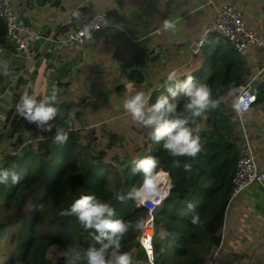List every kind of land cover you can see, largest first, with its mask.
Masks as SVG:
<instances>
[{
  "label": "trees",
  "instance_id": "1",
  "mask_svg": "<svg viewBox=\"0 0 264 264\" xmlns=\"http://www.w3.org/2000/svg\"><path fill=\"white\" fill-rule=\"evenodd\" d=\"M4 41L5 27L0 18V42ZM204 55L205 64L177 78L194 76L197 82L207 84L220 100L230 86L242 83L250 72L245 56L219 34L206 37L193 58ZM141 78L135 80L141 81ZM165 83L149 96L150 104L168 95ZM0 88L2 92L5 87ZM115 90L120 91L122 87L117 86ZM255 91L256 102L264 100V79L256 84ZM15 94L13 106L6 113L9 130L6 135L0 134V141L7 137L12 146V151L6 154L0 151V167L16 171L20 176L16 185H0V205L8 211L6 218L0 221V238L9 228L6 238L12 245L8 264H66L61 255L65 246L76 244L86 249L96 244L95 233L85 230L77 217L60 215L82 195H96L115 210L116 218L126 222L144 219V208L131 209V200L119 199L139 183V173H133L132 164L122 166L119 154H108L113 147L111 142L104 145L108 149H96L90 141L83 143L78 138V130L69 126L67 117L56 124L68 131L66 142L53 143L55 128L36 139L27 138L22 129L34 131V123H28L16 112L21 94ZM175 102L182 110L184 98L179 97ZM60 109L66 113L68 107ZM192 126L199 128L202 150L198 158L191 161L190 173L182 168L183 163L190 162L187 158L172 157L163 149L162 142L153 141L149 134L135 149L141 152L140 157L157 158L158 170L167 171L171 179L170 193L154 214V264H205L221 242L238 151L232 139L235 128L222 102L219 108L196 118ZM131 128L128 126L133 130ZM118 138L115 134L112 139ZM178 163L181 166H177ZM119 165L122 166L120 170ZM159 172L161 179L166 178L163 171ZM195 215L199 216V223L194 225L191 219ZM139 233L130 230L126 234L122 251L128 252L134 262L144 259L148 264L137 240Z\"/></svg>",
  "mask_w": 264,
  "mask_h": 264
},
{
  "label": "crops",
  "instance_id": "2",
  "mask_svg": "<svg viewBox=\"0 0 264 264\" xmlns=\"http://www.w3.org/2000/svg\"><path fill=\"white\" fill-rule=\"evenodd\" d=\"M107 1L113 3V6L101 7V0L13 1L15 11L26 22L39 29L44 37L53 35L59 38L93 14L108 10L109 25L100 29L80 50L58 56L44 53L36 45L30 58H25L15 54L6 41L0 42V63H7L10 68L8 76L0 75V87H39L42 90L44 87L57 86L60 89L58 114L64 112L61 107H68L65 117L69 126L78 130V138L84 142L98 136L100 143L101 139H112L115 134L119 136L118 144L122 143V139L130 140L133 136L146 140L149 129L133 121L123 109L124 98L142 90L149 100V96L166 82L170 72L175 71L178 76L201 67L204 57H191L189 42L213 22L218 5L225 2L234 4L241 11L249 28L264 33V0ZM206 6L213 12H205ZM153 13L156 14L153 17L154 25L149 21ZM194 15L196 21L197 17L201 19L198 21L201 25L196 30H190ZM164 19L175 21V31L163 28ZM164 45H168V48ZM155 48L160 51L151 59V63L140 65L146 69H130L127 74L130 80L119 83L122 75L120 68L125 62L140 53L147 57ZM104 49L106 54L101 56ZM256 54L255 59L242 54L250 64L249 70L258 63ZM179 56H187L188 59L177 63ZM166 57L169 58L165 59ZM137 77H142L141 81L135 80ZM117 86L122 87V90L116 91ZM39 96L41 95H37ZM54 123L58 124L56 120ZM247 123L251 129V143L257 154V165L264 169V100L253 105L248 113ZM102 125L109 127L110 134L105 130L100 131ZM128 126L133 130H129ZM134 126L139 127V135ZM34 131L31 133L34 134ZM141 144L139 141V145ZM238 197L237 205L230 207L232 213L228 216L229 241L222 242V246L228 251L227 261H244L245 264H250L254 253L258 252L261 259L258 264H264V255L260 249L264 243V189L260 184L254 183ZM220 251L223 252L221 248ZM138 262L145 263L144 259Z\"/></svg>",
  "mask_w": 264,
  "mask_h": 264
},
{
  "label": "clouds",
  "instance_id": "3",
  "mask_svg": "<svg viewBox=\"0 0 264 264\" xmlns=\"http://www.w3.org/2000/svg\"><path fill=\"white\" fill-rule=\"evenodd\" d=\"M162 24L166 31L176 29V23L172 19H164ZM9 74V65L0 63V75ZM165 89L168 95L160 96L151 104L142 90L134 95H127L123 100V109L133 121L145 129H151L150 138L157 143L162 142L163 149L172 157L187 158L190 162L183 163L182 168L190 173L193 167L191 161H195L202 150L199 128L192 125L196 118L219 108L221 100L214 96L207 84L197 82L192 75L179 79L175 71L167 75ZM231 89L230 86L229 92ZM59 92L60 89L55 85L39 98L25 91L15 106L18 115L28 123H34L39 130L52 132L55 128L53 143H64L68 139V131L54 123L59 117ZM179 97L185 100L182 110L178 109L175 102ZM232 107L239 113L247 108V102L234 98ZM131 164L134 165L133 173H139V183H135L126 196L120 195L119 199L131 200L137 207L148 202L160 204L168 193L161 187L159 160L146 155L135 158ZM177 166L181 165L178 163ZM19 182L20 176L16 171L0 167V185H16ZM60 215L77 217L85 230L95 233L97 242L86 249L76 244L65 246L61 255L66 264H132L131 255L122 251V240L130 230L145 229L146 222L143 218L134 222L116 218L115 210L94 194L82 195L70 208L61 211ZM191 222L198 224L199 216H193Z\"/></svg>",
  "mask_w": 264,
  "mask_h": 264
},
{
  "label": "built area",
  "instance_id": "4",
  "mask_svg": "<svg viewBox=\"0 0 264 264\" xmlns=\"http://www.w3.org/2000/svg\"><path fill=\"white\" fill-rule=\"evenodd\" d=\"M14 0H0V18L5 27V41L10 45L11 50L25 58H30L34 47L44 53H52L62 56L67 52L77 51L88 41L92 40L95 34L102 28L109 25L110 12L99 11L89 17L85 22L75 29L67 31L59 38L51 36L44 37L39 29L20 16L14 9ZM264 9V6H263ZM211 34H219L227 38L234 49L249 59H255L258 52V63L250 70L245 80L222 95L221 102L229 122L234 126L233 141L238 145L235 170L231 178V190L224 214V224L221 232V242L213 251L205 264H218L217 255L220 252L225 235L227 212L233 201L241 192L248 189L252 184L258 183L264 189V169H260L255 160L251 139L247 133V116L257 101L256 84L264 79V33L251 29L243 20L241 11L232 3H222L217 6L215 17L212 23L205 26L199 36L193 37L189 42V54L191 57L197 55L203 46L204 40ZM234 98H241L247 102V108L241 112L233 109ZM161 172L168 179L161 187L170 193L171 179L167 171ZM167 195V196H168ZM163 201L156 205L151 202L137 207L131 201L129 207L137 210L144 208L146 215L144 220L146 227L140 231L137 240L143 249L148 264H154L153 238H154V214L162 206Z\"/></svg>",
  "mask_w": 264,
  "mask_h": 264
},
{
  "label": "rangeland",
  "instance_id": "5",
  "mask_svg": "<svg viewBox=\"0 0 264 264\" xmlns=\"http://www.w3.org/2000/svg\"><path fill=\"white\" fill-rule=\"evenodd\" d=\"M237 1L239 2V0H237ZM100 6L103 7V8L112 7L113 6V3H111L110 1H107V0H101V5ZM208 11H210L211 13L213 12V10L209 6H206L205 7V12H208ZM215 12H216V10H215ZM153 17H156V14L155 13L151 14L150 17H149V21L152 24H153ZM195 17L196 16L194 15V17H193V21H194L193 22V26H192V28L190 30H196L201 25L198 22L201 19L199 17H197L198 18V21H196L195 20ZM243 20L245 21V19H243ZM245 23H246V21H245ZM105 54H106V49H104L100 53L101 56H103ZM256 56L259 57V55H257V54H256ZM203 57H204L203 64H205V62L207 61V58H206L205 55ZM187 59H188L187 56H179V58L177 60V63H179L181 61H186ZM248 65L250 66V64H248ZM50 88L51 87H44L41 90L39 87H22V88L21 87H5L2 90V92H0V134L6 135V132L9 130V123L6 120V113H7V110L9 109V107H12L13 106V100L15 99V96H16L15 93H16V91H19V93L21 95L25 91H27L30 94H32V95H34V96L37 97V95H39V94L41 96L47 94L48 91L50 90ZM87 88H90V87H87ZM124 124H125V126L127 125V123H124ZM102 126H103V128H102V130L100 129V131L103 132L105 130V132L107 134H110L109 127L107 125H102ZM34 129L36 131V132L34 131V134L31 133V131H26L25 128L22 129V133H25V136H27V138L28 137L29 138H32L33 137L32 134L34 135V137H35V135L41 137V132L42 131L39 130L36 127L35 124H34ZM138 129H139V127H137V133L139 135ZM250 130L251 129L249 128V124L247 123V133H248L249 138L251 139ZM45 133H47V132H45ZM30 134H31V136H29ZM97 137H96V139L94 137L90 142L93 145H95L96 149L106 148V146H104V145L111 142L113 144V147L108 150V154L109 155H112L113 153L119 154V156H120L119 159H120V163H121L122 166H124V165H126L128 163L131 164L132 161L135 158L141 156V152L140 153L137 152V151L135 152V149L138 147L139 141H141V143L143 141H145L144 140L145 138H140L141 139L140 140L137 137L133 136V138H131L130 140L125 139V138L122 139V143L120 142V144H118L117 139H116V142L113 141V139H105V140L101 139L100 140V143H99V141L97 140L98 139ZM35 139H36V137H35ZM132 139H134V140H132ZM40 140H43V138L42 139H39V140L37 139L35 141L38 142ZM86 142H89V141L88 140L85 141V142L83 141V143H86ZM251 142H252V140H251ZM32 144L35 145V142L33 141ZM40 145L43 146V143H41ZM11 149H12V146H11L10 141H9V139L7 137L0 141V151H3L4 154L8 153L9 151H12ZM106 149H108V148H106ZM253 150H254V148H253ZM254 155H256V157H255V160H256L257 154H255V150H254ZM113 163H115V162H113ZM121 165L118 166L119 167V170L122 167ZM242 193H244V191L241 192L240 195ZM237 201H239V197L236 199V201H234L231 204L230 207H232V205H237ZM230 207H229L228 212H227V219H228V216H230L231 213H232V209ZM7 215H8L7 209L1 204L0 205V221H3L6 218ZM229 223H230V220L228 219L227 222H226V229H225L226 232H225V235H224V238H223V240L225 242L226 241H229V239H228V232L230 230L229 229ZM8 231H9V228H7L5 230V234H3V236L0 238V264H8V261H7L9 259V256L8 255H9L10 251L12 250V245L7 242V238H6V236L8 235ZM260 249H261V252L264 255V243L261 244ZM221 250L223 252L221 253V251H220L219 254L217 255V262H218V264H245L244 261L241 262V263H238V262H236V263H233V262L229 263L227 261V257H228L227 248L225 246H222L221 247ZM257 254H258V252L254 253V256L252 257L250 264H255V263L258 264V262L261 261V259L259 258V256ZM132 261H133L132 264H142L141 262H134L133 258H132Z\"/></svg>",
  "mask_w": 264,
  "mask_h": 264
},
{
  "label": "water",
  "instance_id": "6",
  "mask_svg": "<svg viewBox=\"0 0 264 264\" xmlns=\"http://www.w3.org/2000/svg\"><path fill=\"white\" fill-rule=\"evenodd\" d=\"M165 48H168V45H164ZM160 49L155 48L153 53L147 57H143V53L138 54L137 56L133 57L131 60L125 62L122 67L120 68V73L121 78H120V82H128L130 79L128 77V72L130 69H134V68H140V69H146V67H140V65L142 64H150L151 63V59L155 58V56L159 53ZM169 57H166L165 59H168ZM164 60V59H162ZM160 65V63H159ZM65 113L64 112H60L59 113V118L56 119V123H58L61 119H63L65 117Z\"/></svg>",
  "mask_w": 264,
  "mask_h": 264
},
{
  "label": "bare ground",
  "instance_id": "7",
  "mask_svg": "<svg viewBox=\"0 0 264 264\" xmlns=\"http://www.w3.org/2000/svg\"><path fill=\"white\" fill-rule=\"evenodd\" d=\"M166 178H167V177H166ZM166 178H163V179H161V184H162V183H164V184H166V185H167V183H168V180H167Z\"/></svg>",
  "mask_w": 264,
  "mask_h": 264
}]
</instances>
